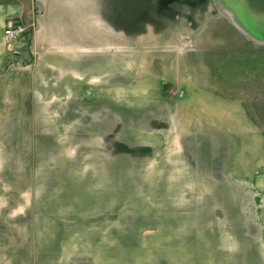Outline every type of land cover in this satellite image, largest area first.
Returning a JSON list of instances; mask_svg holds the SVG:
<instances>
[{"label":"rangeland","instance_id":"1","mask_svg":"<svg viewBox=\"0 0 264 264\" xmlns=\"http://www.w3.org/2000/svg\"><path fill=\"white\" fill-rule=\"evenodd\" d=\"M46 8L63 46L0 81V264H264V0Z\"/></svg>","mask_w":264,"mask_h":264},{"label":"crops","instance_id":"2","mask_svg":"<svg viewBox=\"0 0 264 264\" xmlns=\"http://www.w3.org/2000/svg\"><path fill=\"white\" fill-rule=\"evenodd\" d=\"M40 1L44 3L43 11H37L36 5H40L42 3ZM49 1L52 3L54 0H0V81H3L7 77L9 69L15 66V56L20 53L23 46H45L46 41L50 39L54 42L53 45L63 46L58 42V40H62V33H64H60L58 30L59 23L54 21V24H48L47 22L45 10ZM82 3L86 5L88 0H82ZM74 19L76 22L72 23L71 28L78 29L82 25L84 27L82 32L89 35L90 21L94 27V15L92 17L88 11L81 17L78 14ZM10 23L23 28L17 41L10 39L5 34ZM46 35L51 38H45ZM84 36L85 40L86 35Z\"/></svg>","mask_w":264,"mask_h":264},{"label":"built area","instance_id":"3","mask_svg":"<svg viewBox=\"0 0 264 264\" xmlns=\"http://www.w3.org/2000/svg\"><path fill=\"white\" fill-rule=\"evenodd\" d=\"M23 32V28L19 25H16L14 23H10L5 34L6 36H8L10 39L13 40H18V38L20 37V35Z\"/></svg>","mask_w":264,"mask_h":264},{"label":"bare ground","instance_id":"4","mask_svg":"<svg viewBox=\"0 0 264 264\" xmlns=\"http://www.w3.org/2000/svg\"><path fill=\"white\" fill-rule=\"evenodd\" d=\"M257 6H258V5H257ZM257 6H256V7H257ZM261 6H262V5H261ZM256 9H258V7H257ZM259 9H260V8H259ZM263 12H264V11H263Z\"/></svg>","mask_w":264,"mask_h":264}]
</instances>
